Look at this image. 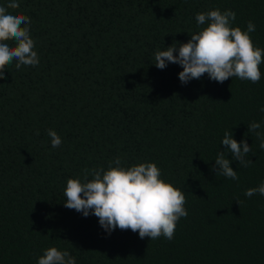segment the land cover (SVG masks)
<instances>
[{"label": "trees", "instance_id": "1", "mask_svg": "<svg viewBox=\"0 0 264 264\" xmlns=\"http://www.w3.org/2000/svg\"><path fill=\"white\" fill-rule=\"evenodd\" d=\"M214 9L234 11L242 31L252 21L264 49V0H19L9 9L31 19L39 64L13 61L0 79V264H37L50 247L76 264H264V196L244 195L264 182V149L248 132L253 121L264 132V63L258 83L205 73L182 84L181 66L154 65L156 51L187 43L207 27L196 14ZM225 131L252 148L248 167L221 144ZM220 151L238 180L216 175ZM117 156L125 168L155 163L185 193L188 215L171 241L109 234L91 211L64 207L68 179L106 171Z\"/></svg>", "mask_w": 264, "mask_h": 264}, {"label": "clouds", "instance_id": "2", "mask_svg": "<svg viewBox=\"0 0 264 264\" xmlns=\"http://www.w3.org/2000/svg\"><path fill=\"white\" fill-rule=\"evenodd\" d=\"M18 7L19 0H8L6 6H0V79L4 78L6 66L13 61L17 70L21 66L36 67L39 64L38 54L33 50L35 41L30 38L31 19L9 11ZM235 18L236 13L231 10L197 13V25L207 22V27L191 35L188 42L179 44V47L175 43L163 51H156L155 67L163 70L168 63L181 66L183 70L178 73V79L182 84L200 79L205 73L217 83L233 77L258 83L264 49L252 42L250 33L256 26L248 21L246 31H242L232 26ZM8 41L14 42V46ZM175 52L178 55L174 56ZM260 111L264 112V107ZM260 129L261 124L255 121L248 126V132L255 134L260 140L259 147L264 149V132ZM47 134L53 148L61 145L62 140L55 131L49 129ZM221 144L241 167L252 164L246 159L252 148L244 140L237 142L233 139L231 131L224 132ZM231 162L225 152L220 151L215 159L216 175L238 180L237 172L230 167ZM121 164L122 160L117 156L106 171L103 168L84 169L83 179H68L64 207L74 209L84 217L91 211L101 228L109 234L119 228L138 232L141 239L155 240L163 236L171 241L178 221L188 215L184 207L185 193L161 179V170L155 163H139L127 168ZM255 194L264 196V182L244 193L249 198ZM37 264H76V259L68 251L50 247L43 251Z\"/></svg>", "mask_w": 264, "mask_h": 264}]
</instances>
